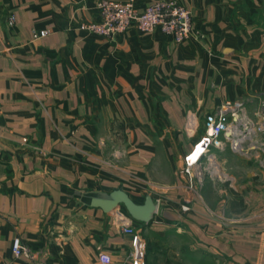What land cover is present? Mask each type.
<instances>
[{"label": "crops", "instance_id": "obj_1", "mask_svg": "<svg viewBox=\"0 0 264 264\" xmlns=\"http://www.w3.org/2000/svg\"><path fill=\"white\" fill-rule=\"evenodd\" d=\"M98 1L0 0V264H33L14 256L17 237L46 264H104L100 251L133 264L122 220L186 234L199 262L264 264V168L214 149L234 181L226 202L197 198L178 172L224 102L264 116V0H178L193 13L182 44L82 30ZM121 195L150 196L158 215L137 221ZM223 208L244 222H215Z\"/></svg>", "mask_w": 264, "mask_h": 264}, {"label": "built area", "instance_id": "obj_2", "mask_svg": "<svg viewBox=\"0 0 264 264\" xmlns=\"http://www.w3.org/2000/svg\"><path fill=\"white\" fill-rule=\"evenodd\" d=\"M97 8L101 20L82 24V30L111 38L135 27L145 34L160 31L171 36L178 44L187 42L194 35L193 13L178 0H156L143 10L136 7L135 0H99ZM14 20V17H10L9 24H14ZM49 34L48 30H42L34 32L33 37L39 39ZM263 133L264 116L260 120H253L246 114L242 102L226 101L208 123L204 135L186 154L178 172L181 177L188 178L190 188L192 182L202 186L206 174L222 179L214 149L224 150L227 146L242 157L254 159L264 168V146L260 143ZM182 209L189 211V204H183ZM122 224L123 231L134 237L132 263L142 264L144 243L126 220H122ZM12 252L16 258H26L33 264H46L40 260L38 252L25 245L19 237L12 242ZM98 257L104 264L111 262V257L103 251L99 252Z\"/></svg>", "mask_w": 264, "mask_h": 264}, {"label": "rangeland", "instance_id": "obj_3", "mask_svg": "<svg viewBox=\"0 0 264 264\" xmlns=\"http://www.w3.org/2000/svg\"><path fill=\"white\" fill-rule=\"evenodd\" d=\"M260 143L264 146V133L260 137ZM219 168L222 179L213 178L209 174H206L202 186H196L195 182H192V194L201 199L206 190L208 192L210 191L214 197L213 200H224L226 202L229 199L228 189L232 188L234 181L230 179V176H228L221 166ZM156 215H158L157 208ZM244 218L245 216L242 215L229 217L224 208L222 211L215 212L212 215V219L219 224L242 223L244 222ZM129 224H132V222H129ZM135 230L145 246V255L142 264H146V262L148 264H215L213 261L206 263L203 256L200 257L201 262L196 261L198 255L202 254V252L195 251L193 240L184 233L179 234L174 231H168L161 234L153 231L143 232L140 229Z\"/></svg>", "mask_w": 264, "mask_h": 264}, {"label": "water", "instance_id": "obj_4", "mask_svg": "<svg viewBox=\"0 0 264 264\" xmlns=\"http://www.w3.org/2000/svg\"><path fill=\"white\" fill-rule=\"evenodd\" d=\"M121 199L128 205L132 216L139 222L149 224L156 213V205L149 196L144 206H137L131 202L126 196L121 195Z\"/></svg>", "mask_w": 264, "mask_h": 264}, {"label": "bare ground", "instance_id": "obj_5", "mask_svg": "<svg viewBox=\"0 0 264 264\" xmlns=\"http://www.w3.org/2000/svg\"><path fill=\"white\" fill-rule=\"evenodd\" d=\"M220 175H222L221 172H220Z\"/></svg>", "mask_w": 264, "mask_h": 264}]
</instances>
